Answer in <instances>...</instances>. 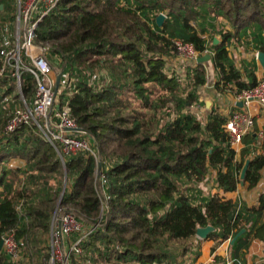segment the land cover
Wrapping results in <instances>:
<instances>
[{
	"label": "trees",
	"instance_id": "16d2710c",
	"mask_svg": "<svg viewBox=\"0 0 264 264\" xmlns=\"http://www.w3.org/2000/svg\"><path fill=\"white\" fill-rule=\"evenodd\" d=\"M159 14L165 16L160 27ZM175 40L211 55L206 63L189 65L188 90L167 69L177 54ZM33 42L61 72L56 103H67L77 127L90 137L104 178L96 179V162L84 154L62 163L34 126L3 134L18 104L8 100L19 98L7 70L0 76V241L10 230L21 247L49 234L58 195L62 207L93 230L78 264H173L169 246L184 245L205 227L212 228V251L245 230L229 246L231 264H238L251 241L264 240V194L255 206L240 207L216 194L202 197L199 187L214 172L218 189L235 191L246 161L242 182L255 187L264 154L250 158L242 149L236 160L224 117L213 106L205 109L204 121L191 111L204 106L198 89L207 82V64L216 72L218 92L234 94L256 84L251 66L237 68L229 48L235 42L264 52V0H58L35 28ZM63 78L74 82L72 89H61ZM34 91V77L24 72L20 92L27 103ZM247 137L254 142L256 136ZM15 159L23 169L10 166ZM63 170L70 179L65 189ZM48 261L44 254L40 264ZM0 264H10L1 249ZM70 264H77L75 258Z\"/></svg>",
	"mask_w": 264,
	"mask_h": 264
},
{
	"label": "built area",
	"instance_id": "2783aa9c",
	"mask_svg": "<svg viewBox=\"0 0 264 264\" xmlns=\"http://www.w3.org/2000/svg\"><path fill=\"white\" fill-rule=\"evenodd\" d=\"M16 1L17 8L13 28L10 30L8 26H3L6 35L1 37L0 55L2 65L0 76L7 70H12L16 91L19 94V102L5 124L3 134L9 135L23 126H34L36 133L55 148L62 163L65 158L75 157L79 154L92 157L96 162V173H99L98 180L101 181L104 178L101 174L102 158L97 153L95 146L92 145L87 133L83 130H77L78 127L75 120L70 116L67 103L61 107L57 105L56 98L60 92L59 86L56 93L54 91L57 75H53V69L45 57V50L33 42L35 28L54 9L58 0ZM8 32H11L12 36L9 37ZM201 38L207 40L206 35H202ZM173 44L178 56L184 55L189 64L196 62L199 57L210 55L208 50L199 53L191 43L181 40H175ZM256 55L257 52L255 57ZM24 72L30 73L35 80V91L29 103L25 101L20 92ZM94 78L95 76L92 77V79ZM61 83V89H69L70 81L63 78ZM233 95L235 101L242 103V106L254 102L264 114L263 79L257 80L252 87L243 89ZM196 107L199 108L198 105ZM243 110L235 111L222 126L223 131L229 138V146L235 153L239 152L242 147V138L253 132V118L247 111ZM255 135L262 144L263 155L264 129H261ZM65 188L66 183L64 182L63 189ZM53 214L48 234L50 237L49 264H55V262L70 264L71 257L75 258L78 264L82 258L81 245L93 230L84 225L67 209L60 208L58 214ZM229 241L230 239L226 242L229 244ZM0 242H2L1 250L8 256L10 262V259H12L10 257L19 245L14 230L5 232L1 236ZM10 264H14V262Z\"/></svg>",
	"mask_w": 264,
	"mask_h": 264
},
{
	"label": "crops",
	"instance_id": "0c3cea01",
	"mask_svg": "<svg viewBox=\"0 0 264 264\" xmlns=\"http://www.w3.org/2000/svg\"><path fill=\"white\" fill-rule=\"evenodd\" d=\"M11 1V0H10ZM17 1L15 0V3ZM17 8V5H16ZM228 29L227 27L225 28ZM218 42V41H217ZM255 51L252 50L251 47L247 48V51L244 49L242 45H237L235 42L229 48V57L234 62V65L242 70L243 64L250 65L252 70L255 73L256 79L261 80L264 78V71L258 64ZM176 59V58H175ZM174 62V60H170V62ZM170 62L167 63V69L169 72H173V67H170ZM244 65V66H245ZM207 82L204 86L198 89L199 102L204 104L205 109H209L211 106L214 107L221 115L224 117L225 121L237 110L244 109L243 111H247L249 115L253 118V135L259 132L261 129H264V114L258 108V106L251 102L246 106H238V102L235 101L234 95L230 93V91L218 92L214 88V82L216 81L217 75L214 71L211 64H207ZM176 74V73H175ZM210 75V77L208 76ZM208 101L210 104L208 108L206 107L205 102ZM242 149H248L250 158L255 156L262 155V144L255 137L254 142H249L245 147L242 145L240 151ZM240 151L236 152V160L240 159ZM14 161V162H13ZM13 162V163H11ZM10 163L14 166L20 167L21 163L24 166V163L20 160H12ZM11 165V167H13ZM14 168V167H13ZM260 178L257 185L253 188H248L247 183L241 185L238 184L237 188L233 192H223L215 186V182H212L211 178H214V172H211L210 175L206 178L208 181L206 182V186L208 188L202 187L200 189H204L201 196L205 197L208 195H218L223 200H231L235 203H240L242 200L245 201H254L251 202V206H255L257 204L258 198L261 194H264V168L259 172ZM211 180V181H210ZM215 187V188H214ZM207 190V191H205ZM206 192V194H205ZM246 198V199H245ZM244 202V201H242ZM249 206V207H251ZM193 246V252H197V255H192L193 263L192 264H230L229 260V244L226 241L220 242L218 246L212 251V248L215 246V242L209 238H198L196 235L191 238ZM184 257H188L186 254ZM216 258H219V261H216ZM181 261V258H179ZM183 260V258H182ZM239 264H262L264 263V244L259 241H251L249 247L246 251H244V255L240 258Z\"/></svg>",
	"mask_w": 264,
	"mask_h": 264
},
{
	"label": "rangeland",
	"instance_id": "374dc122",
	"mask_svg": "<svg viewBox=\"0 0 264 264\" xmlns=\"http://www.w3.org/2000/svg\"><path fill=\"white\" fill-rule=\"evenodd\" d=\"M0 9L2 10V12L0 13V37H4V35H6V32L3 31L4 30L3 26H8V28L10 30L13 28V22H14L15 14H16L15 0H11V1L10 0H2V4L0 3ZM8 35H9V37L12 36L11 32H8ZM11 39H12V37H11ZM175 58L172 57V60H174V62L169 61L170 67H172V65L174 64V67L172 69L176 73V75L180 78L181 88L184 90H188L190 83L188 81L189 77L186 76V71L191 68L189 66L190 64L186 61V57L184 55H182L180 57V56H178V54H176ZM55 60H57V59H55ZM247 66L249 67V65H247ZM52 72H53V75L58 74V70H53ZM96 72H97V76H99L100 75L99 70ZM104 74H106V73L104 72ZM208 76L210 77V75H208ZM100 77H102V76H100ZM73 85H74V82L71 81L70 85H69L70 89H72ZM230 93L233 94V92H230ZM11 96H12L11 100H8L11 102L9 104H17V102H19V100L17 99L15 101L14 100L15 96L14 95H11ZM12 99H13V101H12ZM4 104H7V102H5ZM4 104H2V105H4ZM4 106L7 107V105H4ZM191 111L197 117H199V120L204 121L205 116H206V111H205L204 106H201V107L199 106V108H198V107H196V105H194V106H192ZM237 111H240V110H237ZM4 118L5 117L0 116V127L3 125ZM3 128H2V130H3ZM249 142H250V140L248 139L247 136L242 138V145L244 147ZM13 162H11V163H13ZM11 163H10V166L12 165ZM104 165L106 167V166H108V163H106ZM12 166L16 169H20V170L23 169L22 163H21L20 167H17L14 165H12ZM63 171H64V178L62 179L63 180L62 186H63V183L65 182L66 187H67L70 184V179L68 182L66 181L67 172L65 170H63ZM24 176L25 175H23L21 172L19 174L18 178L20 180L22 179V181H23ZM98 178H99V173L97 172L96 173V179L98 180ZM208 180L206 179V181L204 183H201L199 185V187L200 188L205 187L206 186L205 184ZM211 180H212V182H214V178H211ZM206 187L208 188V186H206ZM201 190L203 192L204 189H201ZM205 191H207V190H205ZM205 194H206V192H205ZM242 201H244V202H242ZM242 201H241V204L239 203L240 207H249V206H251L249 204H251V202H254L252 200H250L249 202L245 201V200H242ZM60 208L66 209L65 207H62L61 200H60L59 195H58V197L56 198V205L54 208V213L58 214ZM67 210L70 211L69 209H67ZM49 240H50V237L48 234L38 235V236H35L32 238V241L30 242L29 246H25V244H23V247L20 246L22 244L21 241H18L19 245H18L17 249H15V251L13 252L12 257H10V258H12V259H10V263L14 262V264H40V262L43 258V255L44 254L49 255ZM262 240H263V238H262ZM262 240L255 239L254 241H259L262 244H264V240L263 241ZM191 243H192V239L188 240L187 242H185L184 245H181V246L180 245L169 246V248H170L169 249V255H170V257H169L170 261L169 262H171L173 264H192L193 259L191 257H192V255L196 256L197 252H193V248H192L193 246H191ZM181 249H182V254H183V249L185 251H187L186 254L188 255V257H184L186 254L184 256L181 255V251H180ZM179 258H181V261ZM182 258H183V260H182ZM49 260H50V255H49ZM229 260H232L231 255H230V251H229ZM238 262L239 261H237V263ZM110 264H115V263L111 262Z\"/></svg>",
	"mask_w": 264,
	"mask_h": 264
},
{
	"label": "water",
	"instance_id": "95a60500",
	"mask_svg": "<svg viewBox=\"0 0 264 264\" xmlns=\"http://www.w3.org/2000/svg\"><path fill=\"white\" fill-rule=\"evenodd\" d=\"M165 19V16L163 14H159L156 19H155V22H156V25L158 27H160L163 23ZM214 43H217V40H214ZM211 59V56L210 55H205V56H202V57H199L196 62L197 63H206L208 62L209 60ZM256 60L258 62V64L260 65V67L262 68V70L264 71V52H257V55H256ZM60 78H61V73L57 74L56 76V84H55V87H54V91L56 93L57 89H58V86H59V82H60ZM206 104V107L208 108V105L210 104L208 101L205 102ZM238 106L241 107L242 106V103H238ZM77 130H82L80 128H78ZM248 164H249V161H246L241 172H240V175H239V179L241 180V185H243V179H244V176H245V172L248 168ZM98 166H100V164H98ZM212 231V228L211 227H205V228H198L196 230V236L198 238H206L208 233ZM245 230H240L230 241H229V245L232 246L236 239L242 235L244 233ZM2 247V242H0V249ZM264 264V263H263Z\"/></svg>",
	"mask_w": 264,
	"mask_h": 264
}]
</instances>
